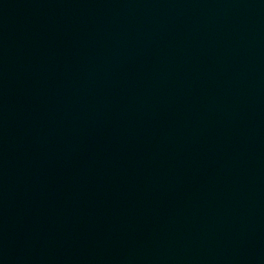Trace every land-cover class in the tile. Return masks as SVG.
I'll return each instance as SVG.
<instances>
[{
    "label": "water",
    "instance_id": "1",
    "mask_svg": "<svg viewBox=\"0 0 264 264\" xmlns=\"http://www.w3.org/2000/svg\"><path fill=\"white\" fill-rule=\"evenodd\" d=\"M0 264H264V0H0Z\"/></svg>",
    "mask_w": 264,
    "mask_h": 264
}]
</instances>
